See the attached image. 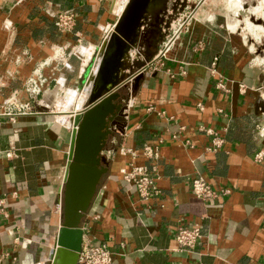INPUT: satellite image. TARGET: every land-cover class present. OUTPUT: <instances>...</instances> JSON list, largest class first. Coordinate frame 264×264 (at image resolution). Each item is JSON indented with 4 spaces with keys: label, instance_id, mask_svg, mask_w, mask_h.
Returning <instances> with one entry per match:
<instances>
[{
    "label": "crops",
    "instance_id": "0c3cea01",
    "mask_svg": "<svg viewBox=\"0 0 264 264\" xmlns=\"http://www.w3.org/2000/svg\"><path fill=\"white\" fill-rule=\"evenodd\" d=\"M221 8L207 0L200 25L178 42L165 68L140 70L127 82V127L104 152L109 172L82 224L80 249L86 241L108 243L115 264H264V161L256 160L264 147L257 94L263 72L250 47L224 27ZM65 14L73 17L69 30L56 25ZM120 15L116 0H0V107L11 97L27 100V79L55 50L68 55L65 65L46 68L48 84L32 115L16 123L0 116V203L7 213L0 217V264L48 260L62 224L72 118L85 110L82 90ZM216 57L230 93L218 90L210 73ZM68 91L78 95L66 108ZM202 128L224 138L223 148L208 151L212 139ZM145 145L159 146L155 162L135 161L158 168L149 201L124 181L130 157L119 152L140 153ZM196 177L229 193L203 201L192 191ZM196 226L203 238L195 251L177 250V231Z\"/></svg>",
    "mask_w": 264,
    "mask_h": 264
},
{
    "label": "water",
    "instance_id": "95a60500",
    "mask_svg": "<svg viewBox=\"0 0 264 264\" xmlns=\"http://www.w3.org/2000/svg\"><path fill=\"white\" fill-rule=\"evenodd\" d=\"M166 1L129 0L98 50V69L92 79V73L88 75L82 90L84 93L92 83L85 110L72 118L71 145L61 196L62 224L46 264H80L82 224L109 172L110 161L104 152L110 139L125 134L127 127L129 104L122 101V91L151 61V58L145 60L142 44L147 35L154 36L152 30Z\"/></svg>",
    "mask_w": 264,
    "mask_h": 264
},
{
    "label": "built area",
    "instance_id": "2783aa9c",
    "mask_svg": "<svg viewBox=\"0 0 264 264\" xmlns=\"http://www.w3.org/2000/svg\"><path fill=\"white\" fill-rule=\"evenodd\" d=\"M57 27L62 30H69L73 25V17L71 14L61 15ZM179 39V38H178ZM178 40L171 41L168 45L165 44V51L161 50L157 55L148 62L141 72H159L165 68V63L169 57L170 52L174 49V45ZM202 48V44L200 46ZM68 59L66 50L57 49L53 56L43 62L39 63L31 76L27 79L24 87L27 100L25 102H18L16 97L7 99L0 107V116L6 117L12 123H16L18 117L32 115L34 113V106L37 100L43 95L46 90L48 79L45 75V70L48 67L65 65ZM218 58L216 57L210 66L211 75L216 78V88L220 91L230 93L231 88L227 83L226 78L218 70ZM255 62V60H253ZM172 78L178 75H186L185 71L179 74L168 71ZM242 92L246 91L244 85L240 86ZM203 110V105H199ZM149 111H153L152 108ZM202 131L212 139V145L208 151H217L223 148L225 139L222 138L212 128H202ZM177 139V136L173 137ZM189 144V143H187ZM119 152L123 155L130 157L129 168L122 170L123 179L128 184H133L136 188L142 201H149L157 194L155 187L154 176L157 175L158 168L156 165H137L135 161L143 157L150 162H155L159 157V146L145 145L140 153L132 148H120ZM11 157V154H7ZM256 160L259 162L264 161V151L260 150L256 155ZM192 191L194 195L203 201H213L221 196L227 195L229 192L226 190L214 189L203 177H196L192 181ZM4 202L0 203V217H7L4 209ZM203 238V231L201 227L194 228L181 227L176 234L177 250L180 252H194L198 243ZM80 264H115L114 254L111 251L108 243L93 244L86 241L82 246L80 252Z\"/></svg>",
    "mask_w": 264,
    "mask_h": 264
},
{
    "label": "rangeland",
    "instance_id": "374dc122",
    "mask_svg": "<svg viewBox=\"0 0 264 264\" xmlns=\"http://www.w3.org/2000/svg\"><path fill=\"white\" fill-rule=\"evenodd\" d=\"M119 1V0H116ZM121 1V0H120ZM238 4H242L241 9H254L258 7H262V11H264V5L263 0H236ZM127 2V1H126ZM207 0H167L163 9L162 13L158 17V20H160V24L162 23V32L161 33V40L157 45H154L151 49H149V46L146 47V44H142L143 46V54L145 57V60L151 58V60L157 55V53L161 50L165 51L167 45L174 40L180 41L185 36L191 34L194 32L198 25H200L201 22V15L204 11L205 5ZM229 0H226L227 5L223 6L221 3H217L218 6H222L221 10L218 12H222L227 17V24H234L237 23V26L240 31L237 33H234L241 37L243 41L245 42L247 47H250V49L254 53V65L258 67L263 73L262 77V84L258 88V102L259 106L258 109L260 113L263 115L264 120V63H259V59H264V35L262 32L258 31V37L256 38L254 35L249 34V31L245 29V24H243V21L245 20V16L241 14L240 16H235L234 14H231L229 12L230 6L228 5ZM244 3V4H243ZM260 3V4H259ZM245 5V6H244ZM259 5V6H258ZM125 6L119 5L117 3V10L121 13ZM224 7V9H223ZM254 7V8H253ZM262 11H259L255 14H250L248 17L249 22L257 25H262L264 27V14ZM242 12H244L242 10ZM223 20L225 19L224 15H222ZM226 20V19H225ZM156 21V20H154ZM153 21V22H154ZM227 24L224 22V27L227 28ZM111 30V29H110ZM151 30V29H150ZM229 32H232L231 30L227 29ZM154 30H152L153 32ZM110 32V31H109ZM151 32V31H150ZM155 32V31H154ZM154 32L152 33L154 35ZM247 36L248 38L246 39ZM179 38V39H178ZM99 62V58L97 61V64ZM96 64V65H97ZM141 64V63H140ZM97 70V66H95ZM94 73V71H93ZM92 73V74H93ZM86 89V88H85ZM83 94L81 95V99L79 100V105H82L86 100L83 98ZM78 93L76 91H68L66 93V99L68 100L66 108H69L75 101L76 96ZM83 101V102H82ZM264 123V121H263ZM264 151V147L261 149Z\"/></svg>",
    "mask_w": 264,
    "mask_h": 264
},
{
    "label": "bare ground",
    "instance_id": "6f19581e",
    "mask_svg": "<svg viewBox=\"0 0 264 264\" xmlns=\"http://www.w3.org/2000/svg\"><path fill=\"white\" fill-rule=\"evenodd\" d=\"M127 1V2H126ZM239 1V0H238ZM128 2H129V0H119V5H123V6H127V4H128ZM230 2V3H229ZM229 8H230V10H229V12L231 13V14H234L235 16H240L241 14H243V16H245V20L243 21V24H245V29L247 30V31H249V34H253L254 35V37H256V38H261V37H258L259 35L257 34L258 33V31L259 32H262L263 33V35H264V27L262 26V25H257V24H253V23H251V21L249 22V20H248V17H249V15L250 14H255L256 15V13L257 12H259V11H262L263 9H262V7L260 8V7H258V8H254V9H250L249 8V10L247 9H241L242 8V4L240 3V4H238L237 3V1L236 0H229ZM217 3H221V5H223V6H226L227 5V3H226V0H215V4H217ZM244 4V3H243ZM260 4V3H259ZM263 5H264V0H263ZM245 6V5H244ZM259 6V5H258ZM126 8V7H125ZM124 8V9H125ZM223 9H224V7H223ZM242 10L244 11V12H242ZM124 11V10H123ZM122 11V12H123ZM121 12V13H122ZM263 12V14H264V11H262ZM120 13V12H119ZM120 13V14H121ZM209 18L210 19H213L214 18V15L213 14H210L209 15ZM115 26V25H114ZM114 26L112 27V29L110 30V32H109V34L113 31V28H114ZM227 27H228V29L229 30H231L232 31V33H237L238 31H240L239 30V28H238V26H237V23H234V24H227ZM246 37V39L248 38L247 36H245ZM179 41H177L176 43H175V45H174V48H176L177 46H178V43ZM99 62H100V57H99ZM99 62H98V64L96 65L97 66V69H98V66H99ZM258 62L259 63H264V59H259L258 60ZM95 69H96V67H95ZM97 71V70H96ZM96 71L94 70V73L93 74H95L96 73ZM92 74V77H91V79L94 77V75ZM90 81H92V80H90ZM91 82L88 84V86L86 87V89H85V91H84V94H83V98L84 99H86V98H88V96H89V94H90V89H91ZM81 99V98H80ZM83 102V101H82ZM69 103V102H68ZM83 105V104H82Z\"/></svg>",
    "mask_w": 264,
    "mask_h": 264
},
{
    "label": "flooded vegetation",
    "instance_id": "af4514ba",
    "mask_svg": "<svg viewBox=\"0 0 264 264\" xmlns=\"http://www.w3.org/2000/svg\"><path fill=\"white\" fill-rule=\"evenodd\" d=\"M119 3V1H116ZM154 23V22H153ZM154 29V36L151 37L147 35V37L144 39L143 43L146 44V47L149 46V49H151L154 45H157L161 40V33L162 32V23L160 24V20L155 22V28Z\"/></svg>",
    "mask_w": 264,
    "mask_h": 264
}]
</instances>
